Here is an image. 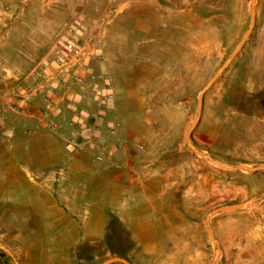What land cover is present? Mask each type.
I'll use <instances>...</instances> for the list:
<instances>
[{"label":"rangeland","instance_id":"obj_1","mask_svg":"<svg viewBox=\"0 0 264 264\" xmlns=\"http://www.w3.org/2000/svg\"><path fill=\"white\" fill-rule=\"evenodd\" d=\"M0 0V90L27 70L73 6L100 27L99 80L112 85L109 120L143 144L115 152L133 169L91 163L0 91V240L19 264H215L211 209L257 198L264 168H220L185 140L198 93L246 32L251 0ZM250 36L205 91L192 142L226 164L264 162V0ZM7 81V82H6ZM9 84V83H8ZM38 105V102H36ZM41 109V106H36ZM25 120L32 122L23 132ZM264 201L213 215L220 264H264ZM0 264H15L0 248ZM112 264H123L115 262Z\"/></svg>","mask_w":264,"mask_h":264},{"label":"built area","instance_id":"obj_2","mask_svg":"<svg viewBox=\"0 0 264 264\" xmlns=\"http://www.w3.org/2000/svg\"><path fill=\"white\" fill-rule=\"evenodd\" d=\"M100 27L86 19L84 3L73 6L61 27L52 33L48 47L27 70L5 71L9 86L0 91L8 93L5 100L11 111L23 118H37L36 128L58 135L65 146L86 155L91 163L131 171L128 159H116L114 154L131 147L140 151L143 144L122 137L118 123L109 120L112 85L99 80L90 65L91 59L103 57ZM39 105L41 109L36 107ZM64 109L70 116L57 115ZM28 126L23 124L24 133H29Z\"/></svg>","mask_w":264,"mask_h":264},{"label":"water","instance_id":"obj_3","mask_svg":"<svg viewBox=\"0 0 264 264\" xmlns=\"http://www.w3.org/2000/svg\"><path fill=\"white\" fill-rule=\"evenodd\" d=\"M256 2H257V0H251L250 23H249V26H248L246 32L244 33L241 41L238 43V45L233 50L231 55L220 66V68L208 79V81L200 89V91L198 93L197 114H196L191 126L188 128V130L186 132V136H185V140L187 141L189 147L195 153H197L202 158L208 160L212 164H214V165H216V166H218L220 168L226 169V170H233V171L245 170V171H248V172H254V171L258 170V169L264 168V162H259V163H257L256 165H253V166H247V165H244V164H239V165L226 164V163H223L221 161H218L215 158H213V156H211L210 154L206 153L205 151H203L202 149L197 147L192 142V140H191V132H192L193 128L197 125V123L199 121V118H200V115H201V111H202L203 96H204L205 91L216 81V79L220 76V74L230 64V62L232 61L234 56L237 54V52L240 50V48L242 47L244 42L247 40V38L250 36L251 32L253 31V28H254V25H255V17H256V9H255ZM263 201H264V192L262 193L261 196H259L257 198H250V199H246V200L240 201V202L219 205V206H217V207H215V208H213V209H211L210 211L207 212V214L205 215V218H204V226L206 228V231L208 233V236H209L210 240L212 241V243L214 244V246H215V248L217 250V258L215 260V264H220V260H221V258L223 256V250H222L221 246L219 245V241L216 238L215 233H214V231L212 229L211 222H210L211 217L213 215L224 213V212H229V211H233V210H237V209L257 206V205L261 204ZM0 248L3 249L6 253L9 254V256L13 259L15 264H19V261L15 257L14 253L1 240H0ZM115 262H121L123 264H132L131 261H129L128 259H126L124 257H121V256L109 257V258L99 262L98 264H112V263H115Z\"/></svg>","mask_w":264,"mask_h":264},{"label":"crops","instance_id":"obj_4","mask_svg":"<svg viewBox=\"0 0 264 264\" xmlns=\"http://www.w3.org/2000/svg\"><path fill=\"white\" fill-rule=\"evenodd\" d=\"M34 60H35V59H34ZM90 65H91V67L93 68V60H92V59L90 60ZM6 70H7V69H6ZM6 70H5V71H6ZM5 71H4V72H5ZM91 110H94V108L92 107ZM61 112H62V114H57V115H60V116L62 115L63 117H68V116H70V114L67 113L65 109L62 110ZM61 112H60V113H61ZM55 117L57 118V116H55ZM25 122H26L28 125H31L30 123H32V122L29 123V121H27V120H25ZM263 209H264V208H263ZM238 210H240V209L233 210V211H229V212H224V213H226L227 216H242V214H237V213L234 212V211H238ZM261 216H264V213H263ZM263 222H264V218H263Z\"/></svg>","mask_w":264,"mask_h":264}]
</instances>
